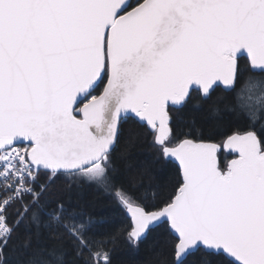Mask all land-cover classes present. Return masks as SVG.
<instances>
[{
  "label": "snow or ice",
  "instance_id": "snow-or-ice-1",
  "mask_svg": "<svg viewBox=\"0 0 264 264\" xmlns=\"http://www.w3.org/2000/svg\"><path fill=\"white\" fill-rule=\"evenodd\" d=\"M146 243L264 264V0H0V264Z\"/></svg>",
  "mask_w": 264,
  "mask_h": 264
},
{
  "label": "trees",
  "instance_id": "trees-1",
  "mask_svg": "<svg viewBox=\"0 0 264 264\" xmlns=\"http://www.w3.org/2000/svg\"><path fill=\"white\" fill-rule=\"evenodd\" d=\"M147 153H141L139 154V160H143L147 157ZM233 156L231 154L222 152L220 154V160L222 163H227L228 160H231ZM133 160L137 163L139 160H137L136 156L133 157ZM159 175V174H157ZM88 201H91V203H87V210L92 212L94 215H104L107 213V209L104 207L103 202L100 200H96L94 194H89L87 197ZM152 259V253L149 251L147 243L141 247L140 251L135 254L134 261L135 264H150V261Z\"/></svg>",
  "mask_w": 264,
  "mask_h": 264
},
{
  "label": "water",
  "instance_id": "water-1",
  "mask_svg": "<svg viewBox=\"0 0 264 264\" xmlns=\"http://www.w3.org/2000/svg\"><path fill=\"white\" fill-rule=\"evenodd\" d=\"M224 152L229 153L227 150H224ZM231 154V153H230ZM233 155V154H232ZM234 156V155H233Z\"/></svg>",
  "mask_w": 264,
  "mask_h": 264
}]
</instances>
